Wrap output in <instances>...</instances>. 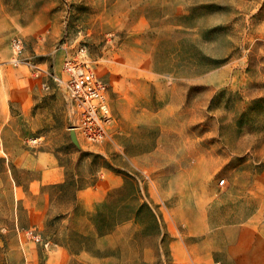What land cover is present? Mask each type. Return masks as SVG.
Masks as SVG:
<instances>
[{
    "label": "rangeland",
    "instance_id": "obj_1",
    "mask_svg": "<svg viewBox=\"0 0 264 264\" xmlns=\"http://www.w3.org/2000/svg\"><path fill=\"white\" fill-rule=\"evenodd\" d=\"M80 48L115 123L77 146ZM257 261L264 0H0V264Z\"/></svg>",
    "mask_w": 264,
    "mask_h": 264
},
{
    "label": "built area",
    "instance_id": "obj_2",
    "mask_svg": "<svg viewBox=\"0 0 264 264\" xmlns=\"http://www.w3.org/2000/svg\"><path fill=\"white\" fill-rule=\"evenodd\" d=\"M10 45L13 52L11 62L19 64L17 56L22 52V41L18 36H13ZM84 53L85 50L80 48L68 54L62 64L66 79L56 74H52V79L57 84L65 83L70 93V111L74 118L68 131L72 128L78 141L94 144L108 135L115 118L109 104L107 84L88 66ZM223 182V179L219 180L220 185Z\"/></svg>",
    "mask_w": 264,
    "mask_h": 264
},
{
    "label": "water",
    "instance_id": "obj_3",
    "mask_svg": "<svg viewBox=\"0 0 264 264\" xmlns=\"http://www.w3.org/2000/svg\"><path fill=\"white\" fill-rule=\"evenodd\" d=\"M69 137L75 145L79 146V141L76 137L75 131L72 128L69 129Z\"/></svg>",
    "mask_w": 264,
    "mask_h": 264
},
{
    "label": "crops",
    "instance_id": "obj_4",
    "mask_svg": "<svg viewBox=\"0 0 264 264\" xmlns=\"http://www.w3.org/2000/svg\"><path fill=\"white\" fill-rule=\"evenodd\" d=\"M257 262H259V263H257V264H263V262L262 261H257ZM256 264V263H255Z\"/></svg>",
    "mask_w": 264,
    "mask_h": 264
}]
</instances>
